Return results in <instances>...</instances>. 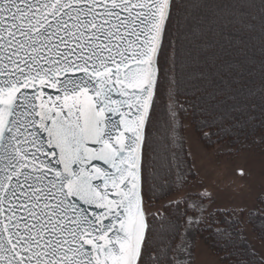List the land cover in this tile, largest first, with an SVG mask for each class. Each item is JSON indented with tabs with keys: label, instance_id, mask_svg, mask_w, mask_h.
<instances>
[{
	"label": "snow or ice",
	"instance_id": "obj_1",
	"mask_svg": "<svg viewBox=\"0 0 264 264\" xmlns=\"http://www.w3.org/2000/svg\"><path fill=\"white\" fill-rule=\"evenodd\" d=\"M186 12V0H0V264H161L152 130L162 102L173 121L198 107L177 75ZM199 131L212 143L221 129ZM211 202L207 189L170 201L177 231L210 230Z\"/></svg>",
	"mask_w": 264,
	"mask_h": 264
},
{
	"label": "trees",
	"instance_id": "obj_2",
	"mask_svg": "<svg viewBox=\"0 0 264 264\" xmlns=\"http://www.w3.org/2000/svg\"><path fill=\"white\" fill-rule=\"evenodd\" d=\"M192 1H198L202 10L208 11L209 17L200 18L193 22L188 18L189 27L184 44L190 56L185 59L183 68H177V75L181 81L180 90L186 93L187 99L194 101L198 107L195 109L189 108L187 113L179 114V116L183 119H190L200 141L207 148L216 145H227L231 149L241 150L264 145V140L260 139L264 135V8L260 10L257 6L247 3L245 5L241 4L233 12L230 10L232 9L230 0L224 2L223 0ZM217 2L224 3L231 13L222 16V21L215 22L219 19V16L213 13L221 8V5H217ZM186 3L189 2L186 1ZM209 6H212V8H209ZM223 12H227V10H223ZM190 33L194 37L189 36ZM201 33H204V36L200 40V44L193 45V41L189 43L192 44V49H201L192 57L190 49H187L190 46L186 41L193 40L196 36L200 37ZM206 66L208 68L204 73L203 69ZM219 69H225L223 73L221 71L222 75L217 73ZM201 73L203 75H200ZM193 76L196 79H192ZM219 77H222L223 81ZM201 81L203 82L201 83ZM193 84H200V87L206 90L204 94L195 92L192 87ZM227 87L230 88V91L216 95L215 99L208 96V93L215 95L217 91ZM193 92H195V95H192ZM234 94H239L242 97L240 99L243 106L237 107L233 112H228V116L223 119L221 113L226 100L231 104L239 102V99L235 102L239 95L234 96ZM249 94H251L250 97H248ZM256 96L258 97L256 98ZM197 97L200 99H197ZM185 99L184 95L180 96L181 103H184ZM185 107H188L186 103ZM159 110V115L166 122L167 129L168 151L166 156L170 173L166 188L171 190V194L156 199L157 194L153 196L151 192H148L146 200L148 197H152L148 201L149 205L152 203V205L157 204L159 200H166L174 193L172 176L174 165L173 120L166 104L162 102ZM211 119L217 121L221 131L220 135L213 136L212 143H209L201 139L199 129L202 121ZM261 199H264V194L258 198L256 208L250 211L264 208V204L260 203ZM167 200L162 207H159L158 212L152 211L155 214V220L150 217V222L152 228H155L158 224L162 226V223L171 222L174 231L162 249H159V245H157V249L154 242L153 247L159 252L161 264H178L176 255L184 228L181 227L177 231V223H182V221L177 220L180 213L177 212L174 205L169 207ZM182 210L183 205L181 204ZM225 212L229 215H224ZM249 212L241 216L236 211L233 214V210H215L212 213L217 223L210 230L203 225L197 230L200 239L223 264H264V257L254 248L245 230L246 226L249 227L256 238L264 243V214L249 216ZM221 220L225 222L220 223ZM234 221H239V223H234ZM225 257H230V259L226 260Z\"/></svg>",
	"mask_w": 264,
	"mask_h": 264
},
{
	"label": "rangeland",
	"instance_id": "obj_3",
	"mask_svg": "<svg viewBox=\"0 0 264 264\" xmlns=\"http://www.w3.org/2000/svg\"><path fill=\"white\" fill-rule=\"evenodd\" d=\"M186 1L189 2L187 4L186 15L191 22L200 18L209 17L208 11H203L202 7L199 6L198 1ZM210 1L211 0H209V2ZM224 1L228 0H223V2ZM230 1L232 3L231 8L233 9L230 10L233 12H235L241 4L245 5L247 3L257 6L260 10L264 8V6L261 5L260 0ZM219 4L221 5V8L213 13L214 15L216 14L219 16V19L216 18L217 20H215V22H218V20L222 21V16H226L231 13L228 11L229 9L225 7L224 3L221 4L217 2V5ZM209 8H212V6H209ZM223 10H227V12H223ZM189 36L194 37L192 33H190ZM203 36L204 33H201L200 37L196 36L195 39L192 38L193 40H188L190 42H186L189 44L193 41V45H196V43L200 44V40ZM192 44H189L190 48L187 49H190L193 57L196 52L201 51V49H192ZM206 68H208V66L204 67V73ZM224 70L225 69H219L220 72L218 71L217 73L222 75ZM209 76L211 77V75ZM219 78L223 81L222 77ZM227 88H223L222 90L220 89L217 93L222 94L226 91H230V88ZM237 95L239 94H234V96ZM250 96L251 94H249L248 97ZM257 97L258 96H256V98ZM240 98L242 99L239 95L235 100L236 102L239 99V102L234 104H231L228 100H226L221 113L223 119L228 116V112H233L237 109V107L243 106ZM159 109L157 114V123L152 130L153 147L155 151L150 153L148 175L149 184L155 186L156 188V199L162 198L160 193L164 191V193H170L171 191L166 188L170 173L168 158L166 156L168 151L166 122L161 119ZM173 125L174 165L172 176L174 193L167 198L168 200H166L168 202L176 201L185 192L195 193L203 189H207L212 194V202L210 204L206 203L205 207L211 212L218 209H235L238 213L243 210L244 214H246L250 210L255 209L258 198L264 194V145L241 150L231 149L227 145H216L212 148H207L200 141V138L191 124L190 119H183L179 116L175 121H173ZM189 168H191V172H188ZM241 170L244 172L243 176L238 174ZM184 174L187 175L188 185L184 186L183 192H181L178 191V189L181 188L180 177ZM161 185H163V188H161ZM166 200H159L157 204L154 205H152V203L150 205L151 211L155 210L154 212H158L160 210L159 207H162ZM189 215H191V213H189ZM245 230L248 235V239L251 241L254 248L262 257H264V243L256 238L249 227L246 226ZM173 231L171 222L167 224L162 223V226L159 224L156 225L155 228H153V242L154 245H156V248L158 247L157 245H159V249H162L168 242ZM189 252L191 255H188ZM176 257L178 264H223L200 239L195 228L189 232H185L183 229Z\"/></svg>",
	"mask_w": 264,
	"mask_h": 264
}]
</instances>
